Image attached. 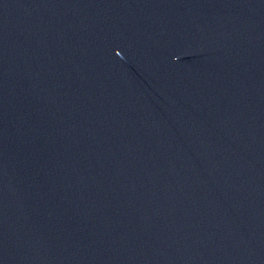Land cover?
Here are the masks:
<instances>
[{
  "label": "water",
  "instance_id": "obj_1",
  "mask_svg": "<svg viewBox=\"0 0 264 264\" xmlns=\"http://www.w3.org/2000/svg\"><path fill=\"white\" fill-rule=\"evenodd\" d=\"M0 264H264V0H0Z\"/></svg>",
  "mask_w": 264,
  "mask_h": 264
}]
</instances>
